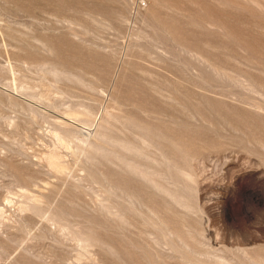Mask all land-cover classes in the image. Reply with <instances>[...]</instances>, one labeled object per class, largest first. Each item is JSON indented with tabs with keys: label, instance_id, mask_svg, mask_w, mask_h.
I'll return each mask as SVG.
<instances>
[{
	"label": "rangeland",
	"instance_id": "rangeland-1",
	"mask_svg": "<svg viewBox=\"0 0 264 264\" xmlns=\"http://www.w3.org/2000/svg\"><path fill=\"white\" fill-rule=\"evenodd\" d=\"M0 264H264V0H0Z\"/></svg>",
	"mask_w": 264,
	"mask_h": 264
}]
</instances>
